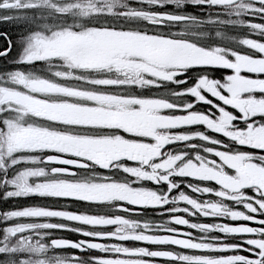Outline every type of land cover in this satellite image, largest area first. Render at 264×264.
Masks as SVG:
<instances>
[{"label":"snow or ice","instance_id":"1","mask_svg":"<svg viewBox=\"0 0 264 264\" xmlns=\"http://www.w3.org/2000/svg\"><path fill=\"white\" fill-rule=\"evenodd\" d=\"M0 264H264V0H0Z\"/></svg>","mask_w":264,"mask_h":264},{"label":"flooded vegetation","instance_id":"2","mask_svg":"<svg viewBox=\"0 0 264 264\" xmlns=\"http://www.w3.org/2000/svg\"><path fill=\"white\" fill-rule=\"evenodd\" d=\"M5 46L3 38H0V49H2ZM2 60V58H0Z\"/></svg>","mask_w":264,"mask_h":264}]
</instances>
